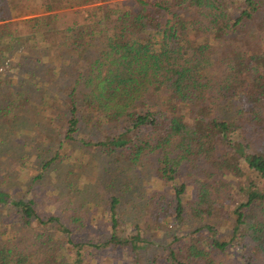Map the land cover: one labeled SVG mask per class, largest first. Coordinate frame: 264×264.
<instances>
[{
    "label": "trees",
    "instance_id": "16d2710c",
    "mask_svg": "<svg viewBox=\"0 0 264 264\" xmlns=\"http://www.w3.org/2000/svg\"><path fill=\"white\" fill-rule=\"evenodd\" d=\"M111 1L30 0L28 16L13 21L9 0H0V42L24 33L84 60L63 85L64 121L55 132L71 141L82 128L86 148L130 169L152 163L171 188L168 198L149 194V214L204 223L144 261L143 233L121 231L115 196L103 205L107 238L86 242L58 217L41 216L35 199L0 189V207L34 229L0 241V264H85L86 254L96 264H218L214 251L229 248L235 264H264V66L256 64L264 51L250 53L241 37L264 42V0ZM248 126L261 139L252 152L239 140ZM225 176L243 183L236 196ZM73 210L77 224L83 210Z\"/></svg>",
    "mask_w": 264,
    "mask_h": 264
},
{
    "label": "rangeland",
    "instance_id": "374dc122",
    "mask_svg": "<svg viewBox=\"0 0 264 264\" xmlns=\"http://www.w3.org/2000/svg\"><path fill=\"white\" fill-rule=\"evenodd\" d=\"M111 2L122 7V4L131 5L132 0ZM7 8L10 20L24 18L30 12V0H9ZM241 37L250 53L264 51V42L256 45L244 35ZM0 43L7 45L5 51L0 52L1 190L13 198L35 199L41 216L58 217L65 226L76 229L73 233L75 241L86 242H101L107 238L109 220L103 205L105 196L113 195L117 199L121 231L131 233L138 226L143 233L140 253L144 261L163 252L173 237L186 235L196 225L202 226L204 221L192 222L185 218L181 223H174L171 219H158L149 214L146 204L149 194L163 190L168 198L167 191L171 188L155 176L152 163L146 162L130 169L105 158L98 149L86 148L78 140L86 136L82 128L75 132L71 141L55 132V127L63 120L61 112L66 102L63 85L69 83L76 69L86 64L84 60L78 62L74 53L60 46L32 42L24 33ZM84 58L88 59L89 55ZM256 64L262 68L264 58ZM41 95L42 101L39 99ZM230 113H235V110L224 116L227 118ZM246 129L239 140L246 145V151L252 152L261 139L252 135L250 126ZM48 137L49 142H46ZM58 139L62 142H56ZM54 153H57V158L42 168ZM224 179L236 196L240 191L238 184L243 183L229 176ZM78 205L83 213L74 224L69 216L74 214L73 209ZM17 220L13 209L0 207V241L18 234V230L29 235L34 231ZM228 229V225L217 227L219 233H226ZM91 256L85 255V264H96V256ZM214 259L218 264H235L236 258L234 250L229 248L224 252L214 251Z\"/></svg>",
    "mask_w": 264,
    "mask_h": 264
}]
</instances>
